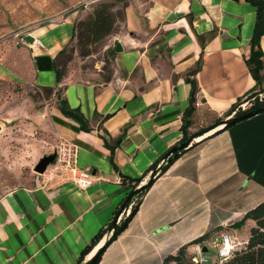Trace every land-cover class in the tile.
Returning a JSON list of instances; mask_svg holds the SVG:
<instances>
[{
    "label": "crops",
    "instance_id": "0c3cea01",
    "mask_svg": "<svg viewBox=\"0 0 264 264\" xmlns=\"http://www.w3.org/2000/svg\"><path fill=\"white\" fill-rule=\"evenodd\" d=\"M83 1L55 3L46 20L19 41H0V79L60 87L61 96L86 117L89 129L83 130L61 113L54 94L46 105L53 138L74 140L78 165L89 166L93 175L85 189L39 179L3 194L0 264L78 263L132 189L121 175L144 182L152 163L181 140L191 90L186 77L195 80L200 99L193 102L187 134L199 130V123L231 115L225 114L232 104L264 82L255 85L245 63L255 17L249 1L125 0L105 45L113 48L117 39L122 47L113 50L108 77L90 80L80 75L81 68L68 67L56 83L53 58L69 41L74 21L91 6L69 4ZM260 45L264 62V33ZM123 128L111 153L103 136L111 142L109 137ZM200 136L146 189L137 212L98 264H162L182 245L192 253L200 244L193 239L232 226L264 201V110ZM246 223L251 227L255 221Z\"/></svg>",
    "mask_w": 264,
    "mask_h": 264
},
{
    "label": "rangeland",
    "instance_id": "374dc122",
    "mask_svg": "<svg viewBox=\"0 0 264 264\" xmlns=\"http://www.w3.org/2000/svg\"><path fill=\"white\" fill-rule=\"evenodd\" d=\"M96 1L84 0L69 5L84 8ZM55 3L68 4L67 0H0V41H19L24 32L46 20V11ZM107 42L108 37H105L87 44L88 54H80V46L74 37L68 42L66 52L57 62L65 67L81 68L80 75L84 78H104L111 68V54L105 48ZM52 99L51 94L43 88L22 86L13 80L0 79V197L15 187L32 186L40 179L41 176L33 170V165L43 154L51 153V145L56 141L46 111V105ZM261 100L264 101V82L238 100L234 111L237 108L243 110L239 104L249 107ZM199 124L202 125L197 127L201 129L212 122ZM248 229L250 227L246 222L238 229L225 226L217 228L203 240L202 244L207 241L208 250L201 251L209 256V264L218 260L215 249L209 244L214 235L225 231L233 233L236 236L234 249H239L247 241ZM197 249L187 253L189 258L196 255Z\"/></svg>",
    "mask_w": 264,
    "mask_h": 264
},
{
    "label": "trees",
    "instance_id": "16d2710c",
    "mask_svg": "<svg viewBox=\"0 0 264 264\" xmlns=\"http://www.w3.org/2000/svg\"><path fill=\"white\" fill-rule=\"evenodd\" d=\"M247 1H249L255 7V17L252 27V33L249 39V53L245 57V63L248 67V70L252 78L255 80V85H257L260 83L262 78H264V71H263L264 62L262 58L263 51L260 45V37L264 33V0H247ZM125 4H126L125 0H97L96 2L91 4L90 10L85 14V16L78 18L74 21L73 33L69 41L72 40L74 37L77 38V43L80 46L79 49L80 54H88V48L86 47L87 44L95 43L107 37L109 34H111L114 31L116 27V23L122 17L123 7L125 6ZM67 44L63 46L60 50H58L57 54L55 55L52 61L56 83L61 81L62 77L64 76L68 68L67 66L65 67L57 62V59L60 58L66 52ZM107 52L112 55V53L114 52L112 46L107 47ZM198 66H199V61L197 63V66L194 67V69L190 70V73L191 72L194 73L198 68ZM108 75L105 76V78H107ZM186 79L190 82L191 90L189 96V103L182 114V123L180 128L183 132V135L179 142L189 137H193L196 133H198V131L203 129L201 128L199 130L194 131L193 133L187 134L186 128L190 124V115L194 109L193 101L195 99V92L197 90V85L193 78L186 77ZM39 88L45 89L49 93V95L54 94V96L56 97L57 106L61 111V113L75 120L78 123L80 129L83 130L89 129V123L86 117L82 114V112L79 110L78 107L70 106L67 100L65 99V97L61 96L60 87L54 88L52 86H40ZM238 100L239 99H237V101L232 104V106L229 108V110L226 112L225 115H229L234 110ZM262 104H264L263 100L257 101L251 104L246 109L256 107ZM244 110L245 109L240 110L237 108V110H235L233 114H239ZM95 115H97V113H95ZM108 115L109 114H105L103 118L107 117ZM219 119L220 118L216 119V121ZM230 125L231 124H226L224 125V127L220 128L219 130L225 129ZM124 130L125 129L123 128L121 132L118 135H116L114 138L109 137L111 139V142L109 139H106V137L103 136L104 144L110 149L111 153L113 152L114 147L121 139ZM173 145H177V143ZM185 148L186 147L178 148L176 151H174L173 154L169 156L168 160L161 166L158 172L155 173L154 176L150 178V180H148V182L143 186V188H141V190L138 191V194L132 200L129 213L117 225L115 234L111 238V242L115 238H117V236L127 227L130 220L137 212L139 205L141 203V196L144 194L146 189L152 184L154 179L159 174H161L167 168V166ZM159 158L152 163L151 168L155 166ZM121 178L123 180H128L132 184V188L136 184H138L140 180L139 177L132 178L130 176L123 174L121 175ZM126 198L122 202L120 208L128 204ZM248 218L253 219L255 221V224L252 225L249 229V234L246 243L242 248L234 249L231 255L223 259L219 264H264V201L259 202L254 207L247 210L241 219L232 223V226L235 228H240L243 224H245ZM110 223L108 224V226L110 225ZM103 234L104 231H100L99 233H97L93 241L82 250L78 263L84 264L82 263V261L85 255L92 250V248L97 244V242L103 237ZM208 236H209L208 233L202 234L196 237L195 239H193L191 242L201 243ZM107 246L104 247L103 251L98 255V257L94 260L92 264H98ZM186 247L187 245H182L175 252H170L166 254L163 258L162 264H202L200 262L193 261L192 258H189V256L187 255Z\"/></svg>",
    "mask_w": 264,
    "mask_h": 264
},
{
    "label": "built area",
    "instance_id": "2783aa9c",
    "mask_svg": "<svg viewBox=\"0 0 264 264\" xmlns=\"http://www.w3.org/2000/svg\"><path fill=\"white\" fill-rule=\"evenodd\" d=\"M193 102L194 105L200 103L197 92H195ZM239 106L241 109L247 108L244 107V104H239ZM234 112L233 110L230 114ZM50 152H54L55 155L53 160L46 165L45 170L38 173L41 176V181H70L80 189H85L92 183L93 175L91 168L89 166L78 165V144L74 140L60 137L51 145ZM129 211L130 208L126 211V215ZM235 238L236 236L229 231L221 232L211 238L209 244H211L218 255V260L214 264H219L223 259L231 255L235 246ZM204 243L202 244L201 242L196 247L198 251L191 258L195 262L209 264V256L203 254L201 251L203 245H208L207 241H204Z\"/></svg>",
    "mask_w": 264,
    "mask_h": 264
},
{
    "label": "water",
    "instance_id": "95a60500",
    "mask_svg": "<svg viewBox=\"0 0 264 264\" xmlns=\"http://www.w3.org/2000/svg\"><path fill=\"white\" fill-rule=\"evenodd\" d=\"M24 39L26 41H32L33 37L29 34H26L24 36ZM121 45L118 42L117 39H114L113 41V50L114 51H119L121 49ZM264 110V104L262 105H258L256 107H252L249 109H245L243 112L239 113V114H231L229 116H226L224 118H221L219 120H217L216 122H214L213 124L201 129L200 131H198V133H196L193 137H189L179 143H177V145H173L171 146L157 161V163L155 164L154 167H152L149 170V175L148 178L142 182L136 184L131 190L130 193L128 194L126 201L128 202V204L124 207H121L120 210L118 211V213L116 214V216L111 220L110 225L107 227V230L105 231L104 235H103V243L96 249V251H94V253H92L91 255H89L87 258H85L82 263L84 264H92L94 262V260L98 257V255L103 251L104 247L109 245L111 243V238L112 236L115 234L117 225L121 222V220L126 216V211L131 208V203L132 200L135 198V196L138 194V191L141 190V188H143V186L148 182V180H150V178H152L154 176L155 173L158 172V170L161 168V166L168 160L169 156H171V154H173L174 151H176L178 148H183V147H187L190 144V141L192 140V138L208 131L211 130L210 132H214L216 130H219L220 128L224 127V125L226 124H233L237 121H240L244 118H247L251 115H254L255 113H258L260 111ZM1 128V125H0ZM209 132V133H210ZM208 134V133H207ZM54 152L51 153H47V154H43L38 161L33 165V170L41 173L45 170L46 165L49 164L53 158H54ZM108 247V246H107ZM93 249V248H92ZM208 250V246L207 245H203L202 246V251H207ZM80 264V263H78Z\"/></svg>",
    "mask_w": 264,
    "mask_h": 264
},
{
    "label": "bare ground",
    "instance_id": "6f19581e",
    "mask_svg": "<svg viewBox=\"0 0 264 264\" xmlns=\"http://www.w3.org/2000/svg\"><path fill=\"white\" fill-rule=\"evenodd\" d=\"M210 131H212V129L211 130H208V131H206V132H204V133H202L203 135L205 134V133H208V132H210ZM201 135V134H200ZM200 135H198V136H196V137H199ZM201 137V136H200ZM103 243V240L99 243V245H98V247L101 245ZM97 247V248H98ZM96 248V249H97ZM96 249H94L91 253H90V255L92 254V253H94V251H96Z\"/></svg>",
    "mask_w": 264,
    "mask_h": 264
}]
</instances>
